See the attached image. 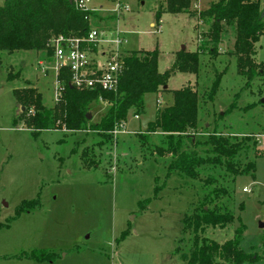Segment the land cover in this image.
I'll use <instances>...</instances> for the list:
<instances>
[{"label": "rangeland", "instance_id": "374dc122", "mask_svg": "<svg viewBox=\"0 0 264 264\" xmlns=\"http://www.w3.org/2000/svg\"><path fill=\"white\" fill-rule=\"evenodd\" d=\"M161 1L126 0L130 11L117 14L111 0H89L88 5L95 7L99 16L91 18L90 27L120 30L122 56L132 50L158 49L159 70L165 72L178 51L184 47L197 50L209 26L187 13L165 12L157 21ZM214 1L199 0L192 10L206 9ZM223 38L217 56L202 55L198 77L177 72L169 79L168 91L146 95L145 112L139 118L133 110L129 112L126 125L113 133V142L96 147L97 167L82 160L93 131L62 128L35 136L20 119L25 109L13 92L26 87L27 82L43 94L47 107L55 106L56 75L51 69L43 72L41 66L50 67L52 60L45 52L0 51V264H188L182 256L190 254L193 236L183 234L182 219L195 207L202 182L175 174L168 177L172 156L165 151V135H147L148 148L143 147L141 136L156 118L157 107L173 103V90L190 85L203 92L216 71H224V76L215 102L203 107L201 127L205 124L209 131L253 135L258 158L255 175L239 176L234 184L231 208L235 223L224 229L208 227L203 235L222 244L244 224L241 246L249 252L261 250L264 78L244 87L246 81L237 73L236 60L230 55L233 30L228 28ZM256 60L264 63V36L257 45ZM108 107L104 101L93 104L89 119L98 122ZM209 173L204 171L201 180ZM245 187L250 191L244 192ZM23 201L32 203L19 212ZM36 249L53 252V261L32 259L31 252Z\"/></svg>", "mask_w": 264, "mask_h": 264}, {"label": "trees", "instance_id": "16d2710c", "mask_svg": "<svg viewBox=\"0 0 264 264\" xmlns=\"http://www.w3.org/2000/svg\"><path fill=\"white\" fill-rule=\"evenodd\" d=\"M0 4V51L18 50L45 52L54 55L53 41L60 36L85 37L90 31L91 18H98L93 9H80L77 0H2ZM194 0H162L156 20L163 13H187L198 16V23L209 26L201 35L196 51L180 50L172 67L159 70L158 49L132 50L121 56V74L115 91L79 90L70 84V72L63 69L59 80L62 95L55 106L47 107L43 94L27 82L26 87L14 89L16 101L25 109L20 119L35 136L43 131L66 128L73 132L93 131L91 143L82 160L89 167L99 165L96 147L113 142V132L126 124L129 112H145V97L149 93L168 91V82L177 72L200 75L202 55L217 56L222 50L223 37L231 28L234 42L230 55L236 60L237 73L249 87L257 78H264V63L257 62V45L264 36L263 0H216L209 7L194 12ZM95 49V48H94ZM224 71L215 72L210 86L203 92L190 85L173 90V103L157 110L156 118L148 124L147 134L141 136L143 147H149L147 135L161 132L172 159L168 177L172 174L188 181H201L197 202L182 219L183 234L193 236L190 254H183L188 264H253L264 262V244L259 252L246 251L242 246L245 225L235 230L232 239L220 244L203 234L208 227L224 229L233 225L236 215L231 208L234 184L239 176L256 173L258 143L253 135L224 133L201 127V112L207 102L214 103ZM12 77L9 76L8 79ZM108 104L98 122L88 118L93 104L100 100ZM235 104H233V110ZM29 110L32 113H28ZM232 110V111H233ZM18 120H15V124ZM206 131H201V129ZM197 135H207L198 138ZM83 142L86 139L82 140ZM90 142V141H89ZM260 154V152H258ZM204 171H211L201 180ZM31 201H23L19 212ZM31 258L38 262L53 261L54 253L36 249Z\"/></svg>", "mask_w": 264, "mask_h": 264}, {"label": "built area", "instance_id": "2783aa9c", "mask_svg": "<svg viewBox=\"0 0 264 264\" xmlns=\"http://www.w3.org/2000/svg\"><path fill=\"white\" fill-rule=\"evenodd\" d=\"M114 3L113 11L117 14L129 12L126 0H111ZM89 0H77L80 9H93ZM122 32L106 28H91L85 37L60 36L53 41L54 55L50 67H44L43 72L51 69L56 75V102L59 101L63 83L59 74L63 69L70 72L71 86L79 90L115 91L121 74ZM95 48V49H94ZM103 101L102 99L100 100ZM139 118L138 115L135 116ZM120 132L118 128L113 132ZM244 192L250 189L245 187Z\"/></svg>", "mask_w": 264, "mask_h": 264}, {"label": "crops", "instance_id": "0c3cea01", "mask_svg": "<svg viewBox=\"0 0 264 264\" xmlns=\"http://www.w3.org/2000/svg\"><path fill=\"white\" fill-rule=\"evenodd\" d=\"M198 2H199V0H194V5H197ZM199 5H200V3H199ZM189 15H190V14H189ZM150 25H152V22H151ZM107 29H108V28H107ZM185 49H186V48H185ZM164 93H165V92H164ZM159 94H160V93H159ZM159 94H158V95H159ZM159 97H160V96H158V98H159ZM158 98H157V99H158ZM168 105H171V104H168ZM168 105H167V106H168ZM157 109H159V108L157 107ZM126 123H127V122H126ZM125 125H126V124H125Z\"/></svg>", "mask_w": 264, "mask_h": 264}, {"label": "water", "instance_id": "95a60500", "mask_svg": "<svg viewBox=\"0 0 264 264\" xmlns=\"http://www.w3.org/2000/svg\"><path fill=\"white\" fill-rule=\"evenodd\" d=\"M262 15L264 16V10H263V14ZM183 49H185V47ZM88 118H90V116H88ZM261 226L263 227L264 224H262Z\"/></svg>", "mask_w": 264, "mask_h": 264}]
</instances>
